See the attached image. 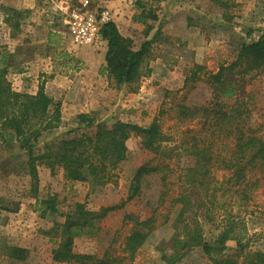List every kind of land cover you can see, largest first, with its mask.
I'll return each instance as SVG.
<instances>
[{
  "label": "rangeland",
  "instance_id": "obj_1",
  "mask_svg": "<svg viewBox=\"0 0 264 264\" xmlns=\"http://www.w3.org/2000/svg\"><path fill=\"white\" fill-rule=\"evenodd\" d=\"M3 1L0 6L4 4L8 6L12 0ZM80 1L50 0L52 10L48 12L49 16L53 21H60L61 42H67V47L70 44L64 36L65 28L60 9L78 5ZM93 1L95 5L105 7L104 0ZM112 1L113 13L115 19L120 21L121 33L131 38L137 49L145 41H151L150 55L144 65L138 93H130L127 88H117L106 80L105 76L103 80L108 93L99 95V100L90 97L92 102L87 101V103L93 109L92 112L97 119L96 124L112 125L117 121H124L147 127L154 120L158 121L162 132L169 139L163 145L165 154L146 151L141 145V138L132 134L127 142V160L119 167L113 182L102 187L97 186L91 191L89 184L67 183L60 169L53 175L50 169L39 166L35 194L33 191L35 187L32 186L31 178L26 171L25 155L17 148L14 141L10 145L0 144V264H18L6 254V249L13 246L29 251L27 261L21 264H57L52 260L56 243L50 240L47 233L55 223L64 222L62 215L69 213L76 203L85 205L86 210L93 213L124 203L122 209L110 212L100 221L101 231L96 237L76 240L74 251L77 254L102 258L108 253L112 258L125 259V263L130 264L129 254L125 252V244L127 237L133 233L135 226L133 220L143 222L154 216L155 230L138 250L132 264H210L209 259L200 249L177 254L169 246L163 251L164 243L170 244L175 233L174 226L180 210V205L175 200L186 185L185 169L193 167L195 163L191 155L182 153L183 143L187 142L191 145L194 137L203 139L210 135L209 127H204L203 121H191L186 116H179L178 107L193 108L212 103L214 94L207 84L208 77L217 73L221 66L232 63L241 44L255 41L261 35L264 30V0H233L234 6L227 12L209 0ZM137 2L140 4L138 5ZM121 5L123 12H120ZM202 8L205 12L201 13ZM144 10L150 12L152 18L147 24L136 23L134 16L144 13ZM191 15L197 19L195 23L198 27L194 31L193 41L186 44L187 19ZM222 16L225 19L220 18ZM38 17L41 18L40 15H37ZM152 25L154 28H150ZM160 27L161 32L157 36ZM8 29L6 25L0 26V39L4 42ZM250 32L251 36H249ZM39 35L36 36L37 40L41 39ZM103 48L104 44L89 49L93 56H100L101 59ZM60 59L63 69L65 65L63 63L72 62L65 56ZM164 64L171 71L179 68L175 73H168L173 77H179L178 81L175 78V83L170 87H165L163 82L168 75L163 77L159 73ZM73 65L85 68L84 64H78L76 61ZM12 66L13 63L6 59L0 68L8 69L7 78L12 83L13 89L18 92L35 94L45 82L43 76L50 75V73L44 75L15 73L18 69L25 70L26 65ZM182 79H185V83L179 85ZM241 86L243 92L227 102L232 106L237 101V105L246 112L243 115L245 125L247 123L246 129L252 130L256 137L264 139V71L254 72L250 77H245L241 80ZM64 112L61 127L43 139L38 147L39 150L51 141L80 136L84 133L91 135L95 131V126L85 128L79 125L76 112L68 110ZM223 138H225L223 134L216 133L207 140L214 141L216 149H221L225 145L223 154L228 157L233 148V137L227 140L229 146L225 144L226 140H222ZM172 150L175 151L171 158ZM146 164L165 168L167 173L164 175L155 172L145 177L140 192L129 200L130 186L135 173L138 168ZM224 175L223 170L214 168L213 176L218 181H222ZM250 179L252 183L259 181V186L253 187L251 200L246 204L229 198L227 201L229 203L231 200V204L226 205V211L244 222L246 233L254 236L253 249L264 253L263 175L255 171ZM35 195L42 201L52 199L57 213L53 214L51 210L43 213L39 210L41 208L37 204ZM216 199L219 203V194ZM218 207V204L212 207L215 211V214L213 212L212 214L215 215L217 224L221 220L219 215L223 214L222 211H218ZM199 223L204 226L207 237L213 235L212 226L204 222L203 216L199 218ZM230 245L234 246V243Z\"/></svg>",
  "mask_w": 264,
  "mask_h": 264
},
{
  "label": "trees",
  "instance_id": "obj_2",
  "mask_svg": "<svg viewBox=\"0 0 264 264\" xmlns=\"http://www.w3.org/2000/svg\"><path fill=\"white\" fill-rule=\"evenodd\" d=\"M209 1L225 12L234 6L233 0ZM150 18L151 13L145 10L144 13L134 16L135 22L141 24H147ZM153 19L156 22V18ZM152 26L150 28H154V25ZM160 32L161 27L158 28L157 36ZM251 34L250 32L249 36ZM101 35L103 42L107 44L106 65L102 68L101 75L106 76L117 88L126 86L130 93H138L144 65L150 55L151 41H145L137 49L133 40L125 37L113 22L103 26ZM64 56L72 61L67 64H75V59H70L67 53H64ZM74 70L79 72L81 68L76 65ZM260 71H264V30L256 41L240 45L232 63L228 66L223 65L217 73L210 74L207 84L213 90L212 103L193 108L178 107L179 116H186L191 121H203V126L209 127L210 135L203 139L194 137L191 145L183 143L182 153L191 155L195 163L193 167L185 169L186 185L175 200L180 205L174 226L175 233L170 244L164 243L163 251L169 246L177 254L200 249L210 264H264V253L253 249L254 236L246 233L244 222L226 211V205L231 204V200L229 203L227 201L229 198L246 204L251 200L253 187L259 186V181L252 183L250 179L255 171H259L264 180V139L256 137L252 130L246 129L247 123L245 125L243 119L246 112L237 105L238 102L235 101L232 106L227 102L243 92L241 80ZM7 76L8 69L0 70V144L10 145L14 141L25 155L26 171L31 178L32 186L35 187L33 188L35 194L39 166L50 169L53 175L60 169L67 183H86L90 185L91 191L97 186L102 187L113 182L119 167L127 160V142L132 134L141 138V145L146 151L165 154L163 145L169 139L162 132L158 121L154 120L147 127L124 121H117L112 125L96 124V117L90 114H80L77 119L79 125L85 128L95 126V131L91 135L84 133L80 136L54 140L44 144L39 150L43 139L62 125V103L48 96L42 85L35 94L18 92L13 89ZM216 133L223 134L225 138L222 140H226L225 144L228 146V138L233 137V148L228 157L223 154L225 145L221 149H216L214 141L207 140ZM174 151L170 152L171 158ZM214 168H220L225 172L222 181L213 176ZM155 172L164 175L167 173L165 168L151 167L149 164L138 168L130 186L129 200L140 192L145 177ZM218 194L219 203L216 199ZM35 199L43 213L46 210H51L53 214L57 213L52 199L42 201L36 195ZM217 204L218 211L223 212L219 215L221 219L219 224L216 223L213 215L215 211L212 210ZM123 207L124 203L93 213L87 211L85 205L76 203L69 213L62 215L64 222L55 223L47 233L50 240L56 243V248L52 252L53 262L127 264L125 259L112 258L108 253L98 258L80 255L74 251L77 239L96 237L101 231L100 221L110 212ZM202 216L204 222L211 225L214 230L210 237H207L204 226L199 223ZM133 221L135 224L133 233L127 237L125 244L130 264L155 230L156 218L152 216L143 222L137 219ZM230 243H234V246ZM6 250L8 257L18 264L26 262L29 257V251L25 248L13 246Z\"/></svg>",
  "mask_w": 264,
  "mask_h": 264
},
{
  "label": "crops",
  "instance_id": "obj_3",
  "mask_svg": "<svg viewBox=\"0 0 264 264\" xmlns=\"http://www.w3.org/2000/svg\"><path fill=\"white\" fill-rule=\"evenodd\" d=\"M111 1L104 0L103 3L105 4V8L109 10L111 19L113 18L112 22L120 30V21L115 19L113 13L114 2ZM116 1L118 2V0ZM0 3L3 4L4 1L0 0ZM4 6H0V26L6 25L9 29L7 31V38H5L6 41L4 42L0 39V67L6 59H9L13 63L12 67L15 64V67H18V64L26 65L24 67L25 70L18 69L15 73H43V75L44 73H50V75L43 76L45 82L42 85L48 96L62 103V122L65 115L64 111L67 110L76 112V117L80 114H92L95 116L92 112L93 109H91L87 101L92 102L89 99L90 97H94V100H99V95L102 96L108 93L103 80L105 76L101 75V70L106 65L107 44L104 43L101 59H99L100 56H93L89 47L74 48L71 45L67 47V42H61L60 21H53L49 16L52 10L50 0H12L10 5L6 6L4 4ZM120 7V12H123V6L121 5ZM200 11L201 13L205 12L203 8ZM37 15H40L41 18H37ZM223 16L220 18L225 19ZM196 20L192 15L187 19L186 44L189 41H193L194 31L198 27V24L195 23ZM37 34H40L41 39L37 40ZM24 36L25 38H23ZM64 53H67L70 59H75L79 64H84L83 67L85 68H81L80 72H76L74 70L75 65L63 63L65 64L63 69L61 65L62 59L60 58L64 56ZM45 65L46 68H44ZM160 69L159 73L163 77L168 75L163 81L165 87L173 85L175 78L178 81L179 77H173L168 73H175L179 68L171 71L164 64ZM0 70L2 69L0 68ZM179 82V85H184L185 79ZM122 88L127 87L123 86ZM121 91L125 95L124 91Z\"/></svg>",
  "mask_w": 264,
  "mask_h": 264
},
{
  "label": "built area",
  "instance_id": "obj_4",
  "mask_svg": "<svg viewBox=\"0 0 264 264\" xmlns=\"http://www.w3.org/2000/svg\"><path fill=\"white\" fill-rule=\"evenodd\" d=\"M60 12L64 36L71 47L98 48L104 44L102 28L112 22L107 8L95 5L93 0H81L78 5L61 8Z\"/></svg>",
  "mask_w": 264,
  "mask_h": 264
}]
</instances>
